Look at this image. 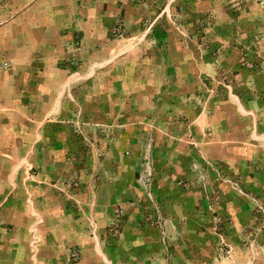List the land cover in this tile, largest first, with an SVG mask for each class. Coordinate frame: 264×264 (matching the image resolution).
Listing matches in <instances>:
<instances>
[{
    "label": "crops",
    "instance_id": "obj_1",
    "mask_svg": "<svg viewBox=\"0 0 264 264\" xmlns=\"http://www.w3.org/2000/svg\"><path fill=\"white\" fill-rule=\"evenodd\" d=\"M259 1L0 0V264H264Z\"/></svg>",
    "mask_w": 264,
    "mask_h": 264
},
{
    "label": "built area",
    "instance_id": "obj_2",
    "mask_svg": "<svg viewBox=\"0 0 264 264\" xmlns=\"http://www.w3.org/2000/svg\"><path fill=\"white\" fill-rule=\"evenodd\" d=\"M5 65H6V63L0 62V68L4 67ZM152 171L153 170H152L151 165L148 164L147 165V169H146V173L143 176V184H144V187H145L146 190H148L150 188V185H151V182H152V177H153V172ZM256 209H257L258 213L260 214L261 222H262V225L264 226V207L258 204ZM218 251H219L220 255L223 256L224 258H225V256L229 255L228 247L226 248V244H225V242H224L222 237L220 238V244H219ZM71 255H72L73 258H77L78 257L77 250H75V249L72 250L71 251Z\"/></svg>",
    "mask_w": 264,
    "mask_h": 264
},
{
    "label": "rangeland",
    "instance_id": "obj_3",
    "mask_svg": "<svg viewBox=\"0 0 264 264\" xmlns=\"http://www.w3.org/2000/svg\"><path fill=\"white\" fill-rule=\"evenodd\" d=\"M259 4L262 5V4H264V2L259 1ZM100 128H101V129H100ZM96 129L99 130V131H101V130L104 129V128H102L101 126H100V127L98 126ZM99 131H96V132H99ZM148 164L151 165L152 170H153V171H152V172H153L152 182H153V180H154V174H155V167H154V164H153L152 159L149 158L148 156L144 157V159H143V161H142V170H141V172L139 173L137 179H138V181H139V184H140V186H141V189H142L143 193L145 194L147 200L150 201V202H152V201H151V199H152V195H151V185H152V182H151L150 188H149L148 190L145 189L144 184H143V176H144L145 173H146V169H147V165H148ZM255 207H257V205H256ZM253 210H254L255 214L257 213L258 216H260V214L258 213L257 209L255 210V208H254ZM260 222H261V217H260ZM261 226H262V228L264 229V226L262 225V222H261Z\"/></svg>",
    "mask_w": 264,
    "mask_h": 264
}]
</instances>
